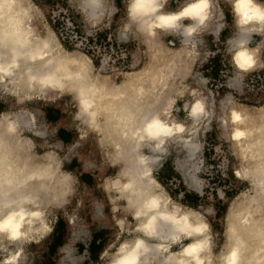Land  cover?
Instances as JSON below:
<instances>
[{"label": "bare ground", "instance_id": "obj_1", "mask_svg": "<svg viewBox=\"0 0 264 264\" xmlns=\"http://www.w3.org/2000/svg\"><path fill=\"white\" fill-rule=\"evenodd\" d=\"M188 2L189 0H180L178 5L171 8L166 4L163 11H179ZM260 2L264 3V0ZM82 5L92 20L97 15L94 12L99 7L100 0H83ZM216 6V1L213 0L209 19L201 30L210 24ZM42 17V10L32 0H0V67L8 69L6 75L0 73V88L11 94L16 106H19L18 110L10 108L0 112V199L34 195L45 208L47 216L52 208L70 198L73 189L72 176L69 171L60 167L57 150L59 146L43 138L44 130L42 126L37 129L36 115L31 110H24L26 102L35 95L55 99L64 93L70 96L74 108L72 119L78 121L80 130L83 124L89 123L91 129L97 132L95 140L93 139L94 145L97 150L106 154L105 157L115 168L114 174L105 177L107 180L103 185V192L109 195L115 211V218H112L114 226L120 229L117 220L126 219L122 227H134L136 221L130 212L134 210L133 207H139L144 198L155 196L162 202L163 210L158 214L159 219L154 222L157 237L148 240L151 248L148 254L150 264H179L184 259L176 252L190 243V240L179 243V248H173L172 245L170 251L174 255L167 261L169 253L166 249L170 243L168 238L175 232V221L186 217L206 226L204 233L198 237L207 242V246L198 254L201 264H264V223L261 222L264 219V119L247 117L246 113H249L246 110L253 105L244 103L231 106L232 99L227 103V106L230 105L229 136L239 154L233 173L248 182L249 190L253 189V194L242 191L231 197L224 216V239L219 244L212 241L213 234L206 215L173 200L167 189L153 175L155 165L159 163L167 145H193L192 136L207 112L200 87L191 83L174 82L175 71L187 73L197 57L196 35L184 31V25L191 21L183 20L181 27L174 30L157 29L156 33H149L146 29L140 31L128 16L127 4L124 27H131L136 34L141 35L148 45V57H159V62L157 66L148 62L138 70L117 72L120 76L112 78L111 81L102 65L98 69L94 67L88 54L77 50L68 51L63 47L54 28L47 23L39 28L37 23ZM233 23L238 37L228 39L232 53L243 44L253 49L254 58V63L249 67L239 69L231 55L234 67L240 73L261 67L264 63V31L249 33L237 29L234 19ZM200 29L198 30L201 31ZM166 33H177L181 36L174 49H168L158 40L160 35ZM254 35L261 36V40L255 42ZM261 51L263 55H260ZM253 71L258 70L250 72ZM244 73L241 74L242 77ZM176 84L179 85L172 86ZM171 86L179 93L187 95L184 118L170 114L167 107H155L160 99L158 91L170 90ZM195 100L202 101L203 110L193 118L188 112ZM260 106L262 107L259 110L264 111V104ZM149 122L163 123L170 126L172 131L161 142L142 140L141 130ZM32 127L34 129L31 133L40 136L38 146L41 149L31 153L32 156H37L34 160L16 161V155H27L25 151L35 148L36 139L24 134ZM195 149L196 147L193 148ZM78 156L83 162L82 155ZM125 234V237L116 242L115 247L109 248V243L101 249L100 264H109L111 254L119 247V243L138 235ZM252 236L257 237L258 241L249 246V238ZM28 243L30 242L17 241L12 248H24ZM106 250L109 255L103 256ZM3 255L0 254V258Z\"/></svg>", "mask_w": 264, "mask_h": 264}, {"label": "rangeland", "instance_id": "obj_2", "mask_svg": "<svg viewBox=\"0 0 264 264\" xmlns=\"http://www.w3.org/2000/svg\"><path fill=\"white\" fill-rule=\"evenodd\" d=\"M32 1L42 10L43 17L37 23L39 28H42L43 23H47L55 29L56 26L52 23L51 17L61 15L62 10L68 9L73 19L79 24V33L85 34L94 30H105L126 46L125 54L128 55V63L130 64L127 68L113 64L108 55L101 54L96 59L92 58L94 67L98 69L102 65L101 67L110 75L111 81L120 76L117 72L123 70H138L148 62L157 66L159 57L152 59L148 57V45L144 38L136 34L131 27H124L128 0H100V5L94 12H97V15L92 20L87 16L86 9L82 8L83 0ZM215 1L217 8L210 24L197 35L198 44L196 48L198 52L195 61L187 73H185L186 71L183 73L175 71L174 77L176 83H191L200 87L206 102L207 112L200 120L199 126L192 136L191 144L193 145L184 146L180 143L167 145L166 153L161 155L159 163L155 165L153 175L163 184L173 200L179 202L183 200L189 209L206 215L213 234L212 241L219 244L224 239V216L228 210L231 197L242 191L253 194V189L249 190L248 182L236 177L233 173V167L239 154L229 136L231 127L228 122V107L244 103L250 104L253 107L246 110L249 113L245 112L247 117L264 119V111L259 110L262 107L260 104H264V98L260 101L253 93L245 90L241 75L244 72L240 73L234 67L231 61L232 50L228 44V39L238 37L234 28L231 5L228 0ZM179 2L180 0H168L167 7H175ZM180 38L181 36L177 33H166L160 35L158 40L171 50L179 44ZM254 38L256 39L255 42L261 40V36L258 35H254ZM78 41L79 38L74 45L68 46L60 42L68 51L77 50L87 54L85 50L80 48L81 44ZM213 51L216 54H223L220 58L225 64L222 73L216 78L211 75L213 74L212 68L217 64L214 58L217 55H212ZM260 55H263V51ZM251 70L264 72V63L261 67L246 72ZM177 85L179 84L172 86ZM158 94H160V99L157 101L156 108L167 107L166 109L170 111V114L184 118V102L187 95L174 90V87L170 90H159ZM229 99H232L233 102L227 106ZM10 108L11 110H18L19 106H16L15 99L11 94L0 88V112ZM24 110H31L36 115L37 129L42 126V130H44L43 138L59 146L57 150L60 155V167L69 171L72 176L73 189L71 191V188H68L71 195L67 201L58 204L48 212L47 220L52 231L46 236L38 237L25 245L22 264H42L49 260L54 261L55 264H100L99 253H93L89 249L90 241L96 240L98 248H104L109 243L115 242L116 244V233L120 232V229L112 223L110 197L104 195L98 184L99 180L114 174L115 168L109 163L102 162L101 165H98L91 161L90 157L87 162L88 167H85L79 159L78 155L82 154L93 158L95 156L90 150L88 138H84V141H80L78 144L77 137L80 129L77 125L78 121L72 119L74 108L69 95L63 93L56 96L55 99L35 95L26 102ZM55 117H57L56 120H50ZM59 119H62L64 124H58ZM33 129L32 127L26 130L24 134L36 139L34 141L35 148L25 151L27 155L24 153L16 155V161L21 159L22 162L26 159L30 161L37 157L32 156L31 153L40 151L38 142L41 139L40 136L31 133ZM59 129L68 132L69 141L61 140ZM194 146L196 147L195 150H193ZM101 166L104 167L100 168ZM91 209L99 211V213H102L104 209L105 217L94 221ZM59 218H62L64 225L57 223ZM261 222L264 223V219ZM262 230H264L263 227ZM56 232L61 235V239L59 244L51 249L50 246ZM125 235L124 233L120 239ZM257 241V237L252 236L249 238L248 244L250 246L256 244ZM179 247L180 244L173 246V248Z\"/></svg>", "mask_w": 264, "mask_h": 264}, {"label": "clouds", "instance_id": "obj_3", "mask_svg": "<svg viewBox=\"0 0 264 264\" xmlns=\"http://www.w3.org/2000/svg\"><path fill=\"white\" fill-rule=\"evenodd\" d=\"M167 3L168 0H128V16L140 31L146 29L149 33H156L157 29L161 31L177 29L181 27L183 20L188 19L191 23L184 25V31L195 33L209 19L213 0H189L176 12H164ZM228 3L231 5L237 29L249 33L264 31V3L260 0H228ZM232 59L239 69H245L254 63L253 49L242 44L232 53ZM0 73L6 75L8 69L0 67ZM202 110V101L195 100L188 115L194 118ZM171 131V127L163 123L149 122L141 130L140 138L161 142ZM132 209L134 210H131L130 214L136 221L135 226L122 227L126 219H118L120 232L117 233L116 240L120 241L124 233L138 235L120 242L119 247L111 254L109 264H150L148 254L151 248L148 240L157 237L154 222L159 219L158 214L163 210V205L155 196H148L142 200L139 207ZM169 210L171 211V207ZM205 229V224L196 223L191 217L178 218L175 221V232L168 238L170 243L166 251L169 256L166 257V261L174 255L170 251L172 245L190 240V243L176 252L184 257L179 264H201L198 254L207 246V242L198 237ZM51 231L46 210L34 195L0 199V254H4L0 258V264H20L24 249L20 247L13 250L12 246L17 241L23 240L27 243L36 240L37 235L42 238ZM112 247H115V242L109 245V248ZM102 255L108 256L109 252L106 250Z\"/></svg>", "mask_w": 264, "mask_h": 264}, {"label": "built area", "instance_id": "obj_4", "mask_svg": "<svg viewBox=\"0 0 264 264\" xmlns=\"http://www.w3.org/2000/svg\"><path fill=\"white\" fill-rule=\"evenodd\" d=\"M62 14L51 17L52 23L56 26L55 30L61 42L64 45H74L79 38L80 48L91 58H98L99 55H108L113 64L127 68L128 55L125 54L126 46L120 43L115 36H112L105 30H94L90 33H79V24L73 19L71 12L62 10ZM216 52L213 51L212 55ZM220 56L223 54L220 53ZM223 66V60H221ZM223 70L220 71L222 73ZM244 88L246 91L253 93L259 100L264 98V72L253 71L243 75Z\"/></svg>", "mask_w": 264, "mask_h": 264}, {"label": "crops", "instance_id": "obj_5", "mask_svg": "<svg viewBox=\"0 0 264 264\" xmlns=\"http://www.w3.org/2000/svg\"><path fill=\"white\" fill-rule=\"evenodd\" d=\"M201 30V29H200ZM202 31V30H201ZM200 31L199 30H197V32H195V37L197 38V34L199 33ZM99 116V115H98ZM101 117V116H100ZM99 117V119H101ZM64 123V121L62 120V119H59L58 120V124H60V125H62V122ZM99 121V123H100V121L101 120H98ZM101 123H102V121H101ZM87 126V127H86ZM83 130V131H82ZM82 130H80L78 133H79V135H78V139H77V141H78V144H79V142L81 141V142H83L84 141V138L86 139V138H90L89 139V146H91L90 147V150H92V151H94L93 153H94V156L96 155V157H98V159H97V162H95L94 160H96L95 158L96 157H91V156H87V155H85V154H82V159H83V164H84V166L85 167H88V166H86V164H87V162H88V160H90V158L92 159L91 161H94L96 164H98V165H101L102 164V161H103V163H109V165H111L112 166V164L110 163V161L107 159V157H105L106 156V154L102 151V150H99V152H98V150H97V146H95L94 145V141H93V139L95 140V135H97L96 133V131H94V130H92L91 129V127H90V125H89V123H87L86 125H84L83 124V126H82ZM86 132H85V131ZM85 132V133H84ZM87 133V134H86ZM81 134V135H80ZM91 141H92V143H91ZM101 153V154H100ZM98 154V155H97ZM90 157V158H89ZM105 157V158H104ZM98 161H99V163H98ZM109 161V162H108ZM88 165V164H87ZM101 167H104V166H101ZM100 167V168H101ZM14 169V168H13ZM14 170H18V168L17 169H14ZM108 177V176H107ZM106 180H107V178H103V179H101V180H99L98 181V184L100 185V187L102 188V191H104V189H103V185H105L106 183ZM103 193H105V192H103ZM106 194V193H105ZM104 194V195H105ZM106 195H108V194H106ZM105 195V196H106ZM94 213V214H93ZM96 213V214H95ZM110 213H112V216H111V218H115V211H114V208H112L111 207V212ZM91 214H93L92 215V217L94 218V221H96V220H101V218L102 217H105V213H104V209H103V212L102 213H99V211L97 212V211H94L93 209H91ZM113 218V219H114ZM114 225V224H113ZM38 237H40V236H38ZM37 237V238H38ZM34 241V240H33ZM32 241V242H33Z\"/></svg>", "mask_w": 264, "mask_h": 264}, {"label": "trees", "instance_id": "obj_6", "mask_svg": "<svg viewBox=\"0 0 264 264\" xmlns=\"http://www.w3.org/2000/svg\"><path fill=\"white\" fill-rule=\"evenodd\" d=\"M216 55L217 56H214V58L216 59L217 64L214 66V68H212L213 69V72H212L213 74H211L215 78L218 77V76H220V71L223 70V65L221 63L220 54H216ZM56 119H57V117H55L54 119L51 118L50 120H56ZM58 132H59V137L61 138V140H63L64 142L69 141L70 137H69V134H68L67 131H65L63 129H59ZM181 203H184V201L182 200ZM184 204H186V203H184ZM57 223H60L61 225H64V221L62 220V218H59L57 220ZM56 228H58V227H56ZM60 239H61V235L58 234V232H56V235L54 237V240H53V242L51 243V246H50L51 249H54L55 246L57 244H59ZM89 249L93 253H100V251H101L102 248H100V247L98 248V246L96 245V240H92L89 243ZM94 259L96 260L97 258L95 257ZM42 264H55V262L49 260L47 262H43Z\"/></svg>", "mask_w": 264, "mask_h": 264}, {"label": "snow or ice", "instance_id": "obj_7", "mask_svg": "<svg viewBox=\"0 0 264 264\" xmlns=\"http://www.w3.org/2000/svg\"><path fill=\"white\" fill-rule=\"evenodd\" d=\"M250 66V65H249Z\"/></svg>", "mask_w": 264, "mask_h": 264}]
</instances>
